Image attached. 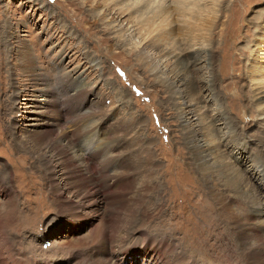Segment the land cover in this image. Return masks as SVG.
Returning a JSON list of instances; mask_svg holds the SVG:
<instances>
[{
    "label": "rangeland",
    "instance_id": "obj_1",
    "mask_svg": "<svg viewBox=\"0 0 264 264\" xmlns=\"http://www.w3.org/2000/svg\"><path fill=\"white\" fill-rule=\"evenodd\" d=\"M146 1L149 9L170 7L172 3V0ZM206 1L208 9L214 7L210 0ZM132 2L133 0H129L126 3L132 5ZM221 2L224 34L229 39L214 36V45L211 46H216V60H220V64L225 62L221 67L229 66L234 72L232 75L225 72L212 59L211 65L213 64L216 74L214 78L206 71L204 63L198 61L195 68L199 69L191 71L194 75V90L198 96L196 102L185 101L189 103L186 104L173 97L174 87L170 91L167 82L164 84L155 78L146 61L137 56V51L132 50L133 46L123 44L125 42L104 24L107 19L116 18L117 21L119 18L122 25L126 22L135 25L136 20L146 14L136 13L129 17L127 8L123 14L112 10L104 15V19L91 24L96 12V9H92L93 0L87 3L85 0H0V169L6 178L9 169L11 183L17 194V204L6 231L11 233L14 245L19 250L21 247L20 251L26 258L35 260L38 264H84L81 262H85L87 256H92L88 252L87 241H83L92 227L91 219L74 227L71 235L67 234L71 226L68 221H64L57 231L54 225L50 226L58 218V214L65 217V210L69 207V202L67 205L65 203L68 197L72 201L70 206L75 209L76 205L98 198L93 191L94 187L87 186L82 177H67L64 180L61 176L67 167H71L72 162L75 164L77 161L70 158L71 150L69 155L63 157L56 144L60 140L70 143L76 139L72 137L76 128L81 133L75 140L73 149L84 142V146L90 145L92 149L99 145H116L110 156L114 160L112 162L102 152L98 153L99 156H89L99 186L106 177L118 179L123 176L120 177V183L112 187L113 192L115 190L121 196L117 195L109 200H118L122 209H125L127 202H122V190L129 197L131 191L140 184L146 182L156 185L143 191L146 214L142 219V211L138 207L132 226L140 222L146 232L170 237L177 246L176 250L190 259L188 261L192 264H244L239 249L240 240L251 241L258 232L264 236V187L259 180L264 175L246 172L242 160L246 154L252 165L263 164L261 166L264 167V120L259 116L262 105L257 103L264 99L259 97L264 95V60L256 61L253 54L256 47L261 48L264 54V0ZM102 3L103 0L100 1ZM130 10L133 11L132 8ZM173 17L170 16L167 21L171 22L170 25L177 21ZM155 19V25L149 28L153 32L144 38L158 44L161 41L157 32L169 25H164L166 22H162L161 18ZM177 24L186 26L181 22ZM220 28L223 29L222 26ZM143 31L140 32L143 34ZM142 34L137 33V36L143 37ZM233 36L234 39L230 40ZM181 38L183 37L177 40L183 47L184 40ZM184 38L188 40L189 36ZM261 39L263 41L258 44ZM227 41L229 49L226 54L219 50V45ZM242 47H245L243 53ZM20 50H26L31 56V62L35 63L37 71L45 77L43 80L52 88V96L65 98L64 104L53 105L47 110L48 123L44 124L46 126L43 130L29 135L27 132L32 128L30 125L36 122L35 104H39L38 100L44 97L41 91H35L41 81L34 76L32 78L21 67ZM181 50L186 55L189 54L188 48ZM156 62L172 77L173 59L170 56L156 58ZM251 76L258 77L263 83L260 86L263 92L259 95H254L257 89L252 84ZM206 78L212 79V95L205 84ZM13 83L20 88L16 101L12 99ZM176 86H179V82ZM256 98L260 99L257 101ZM182 104L186 106L181 107ZM180 108H183L181 114L191 123V130L187 129L189 126L184 128L181 114H178ZM218 110H221L220 114H217ZM95 121H102V126L96 127L95 136L91 139L88 138L87 129L90 124H96ZM224 121L229 123L232 142L243 149L242 154L226 153L220 139ZM190 131L200 133L212 147V155L209 153L205 158L207 162L215 164L212 168H195L191 145L187 141V136L192 135ZM46 133L49 136L45 140L39 138ZM116 159L121 162L114 166ZM43 162H46L50 170L48 172L55 182H59V178L64 180L61 183L64 184L60 200L62 213L56 211L54 195L48 190V172ZM76 182L80 187L76 186ZM218 194L225 197L222 207L217 203ZM134 201L132 208L138 204L137 199ZM130 216L131 210H127L122 216L111 217L107 221L109 233L110 229L117 232L122 230ZM250 218L254 220L251 222ZM84 219L85 217L81 220ZM252 224V227L257 224L258 228H251ZM49 231L51 232L48 233ZM138 236L137 233L133 235L134 238ZM130 243L124 246L130 249L128 253L121 256L126 258L128 264L131 260L132 264L147 263L148 255L145 252L153 244L145 240H133L134 245ZM120 247L115 245L113 253L121 252L118 251ZM254 251V260H264V240ZM262 263L264 261L259 264ZM149 264L153 263L150 261ZM157 264H163V261H158Z\"/></svg>",
    "mask_w": 264,
    "mask_h": 264
},
{
    "label": "bare ground",
    "instance_id": "obj_2",
    "mask_svg": "<svg viewBox=\"0 0 264 264\" xmlns=\"http://www.w3.org/2000/svg\"><path fill=\"white\" fill-rule=\"evenodd\" d=\"M88 1H90V0H85L86 3ZM93 1H94V6L92 9H93V11L96 9V12H95L94 19L91 21V24L95 23L101 19H104V15L106 13H110L112 10H115L116 13H118V14H123V13H125V9L127 8L126 10H127V12L129 11V14H128L129 17L132 15L135 16L136 13H138L139 15L146 14L144 17L136 20L135 25L134 24L130 25V24H128V22H126L125 25H122L119 18L117 19V21H116V18L107 19L106 22L104 21V24L106 25V27H108L110 29V31L112 30V32L116 36H118L120 38V40L125 42V43L122 42L123 44L133 46L132 50L137 51L136 52L137 56L146 61V64L148 66H150V68L153 70L155 78L158 79L159 82H161V83L165 84L167 82L168 85L167 84L166 85L170 86V87H168L170 91H172V88L174 87L173 88L174 89L173 97L175 96L176 98H178V100L183 101L186 104H189V103L185 102V101H190V100L192 101L193 100L192 101L193 103L196 102L195 99L198 96L194 90L195 89L194 84H193V76L194 75L191 73V71L195 72V70L199 69V68H195V65L197 64V62L201 61L202 63H204L205 67L207 68L206 71L209 72L214 78H215L216 74L214 73V68L212 67L213 64L211 65L212 59L217 63V65L219 64L220 67L222 65H225V62L223 64H220V60L219 61L216 60V56H215L216 55V52H215L216 46H211L213 44V37L214 36L219 35L224 40L229 39L224 34V27H225L224 24L225 23L223 21L222 8L220 6V5H223L221 2L222 0H210V3H212L214 7L209 8V9L206 7V5H207L206 0H203V1L202 0H172L170 7L159 6V7L151 8V9H149V7L147 5L148 3L146 0H133L132 5L126 3L129 0H103L102 4H100L101 0H93ZM231 5H233V4H231ZM130 8H132L133 11H131ZM147 9H149V10H147ZM170 16H174L173 18H176V20H177L174 25H170V23H171L170 21L167 22ZM155 17L161 18L162 22H166L164 25H166V26L169 25L168 28H162L159 32H157V35L159 36V41H161V43H158V44L155 43L154 41L148 42V39L144 38V36L147 37L153 32L149 28L152 27L153 25H155V23H154L156 21ZM178 22L179 23L181 22V23H183L182 25L185 24L186 26H180L177 24ZM229 23H230V21H229ZM253 23H254V21H253ZM64 26H66V25H64ZM220 26H222L223 29H221ZM8 27H9V25H8ZM67 30H69V29L67 28ZM140 31H143V34ZM137 33L142 34L141 36H143V37L137 36ZM68 34L70 35V32ZM184 36H187V37L189 36V39L188 40L185 39ZM180 37H183L181 39L184 40L183 47H181V44L177 40ZM234 37L235 36L231 37L230 40H233ZM262 41H263V39L258 41V44H261ZM154 43H155V45H152ZM227 43H228V41L222 45H219V48H220L219 50L225 51L226 54L228 53V49H229L227 46ZM166 48H168V49H166ZM178 48H179V50H177ZM182 48H188L189 54L186 55V53H184V51L181 50ZM244 49H245V47L241 48L242 53L245 51ZM20 51H21L20 52L21 57H19V58H21V59L19 62H20L21 67L25 70V72L26 71L29 72L30 76L32 78L34 76L39 81H41L40 84H38V87H37V89H35V91H37V92L41 91L43 93L42 95L44 97V98H40V100H38L39 104L38 103L35 104V109H37V110L35 111L36 115H35L34 120L36 122L30 125L32 128L29 129V131L27 132V134L29 135V133H32V132L36 133V132L43 130V128L46 126V125L44 126V124L48 123V119L46 117L47 116V110H49V108L51 106L53 107V105L54 106H61L62 104L65 103L64 102L65 98H59V97H56V95L52 96V93H53L52 88H50V85L46 80H43L45 77L37 71V67H35V65H34L35 63L33 64L31 62V56L29 54H27L26 50H20ZM153 53H155V54L153 55ZM253 54L256 56V57L254 56V58H256V61H257V59H259L261 61L264 60V57H263L264 54H263V51L261 48L256 47ZM169 56H170V58L173 59L172 77L169 75V73L166 72V70H164L161 67L160 64H158V62H156V58L160 59V58L169 57ZM199 57H201V58H199ZM192 67H194V70L192 69ZM221 68H223V67H221ZM223 69L225 72L231 73V75L234 72L233 70H230L229 66H226ZM257 75H259V74H257ZM233 77H234V75H233ZM252 77H255V78H252ZM251 81H253L252 84H254L256 86L255 88L257 89L255 91L254 95L256 96V95H259L260 93H262L263 91L260 90V88H261L260 86L263 83L260 82V79H258V77H256V76H251ZM178 82H179V86H176L178 84ZM205 84H206V86L208 85V88H209L208 91L211 92V87L213 85L212 79L206 78ZM44 86H46V87L43 88ZM11 87L13 89L12 90V92H13L12 99H13V101H16L18 96H19V93H20L19 92L20 88L17 87L15 85V83H13V85ZM186 94H188L187 95L189 98L188 100L186 98ZM211 95H212V92H211ZM233 97L236 98V95H233ZM259 97L264 98V95L262 97L261 96H259ZM260 98H256L257 101ZM234 100H236V99H234ZM257 103H261L258 105H262L259 116L261 119L264 120V99L263 100L260 99V101ZM179 104H181V103H179ZM180 106L185 107L186 105L182 104ZM180 106H178V109ZM188 106H191V105H188ZM181 110H183V108H180V112L178 114L182 113ZM219 112H221V110H218L217 114H220ZM180 116H181V119H183L182 124L184 125V128H187V126H189L191 123L189 121H187V119L184 115L181 114ZM193 117H194V120H196V117L195 116H193ZM97 123H98V125H97ZM222 124L224 125L223 126L224 131L222 132V136L220 139H222V143L225 147L226 153L228 155H234V154L236 155L237 153L242 154L243 149L241 147H238V145L236 143H234V141L232 142V140H233V139H231V137H232V135H231L232 131L231 130L232 129H231V127H229V123L224 121V122H222ZM196 125H198V124H196ZM97 126L100 128L102 126V121H98V122H96V124H93V125L90 124L89 125V127L87 129V131L89 133L88 134L89 136L87 135L88 138L89 137L91 139L94 138L93 136H95ZM191 128H192V126H189L187 129L191 130ZM190 132H192V135L187 136V141L191 145L190 150H191V153H192V156L194 159L193 163L195 165V168L200 169V170H208V168H212L213 165L215 166V164H212L211 162H207L205 160V158L209 155V153L211 154L213 152V149L209 144H207L204 136H201L200 133L196 134V132H194V133H193V131H190ZM72 133H73L72 137H76V139H74L72 142L64 143V142H62V140L59 139L60 141L57 143L58 145L56 144V146H59L58 149L59 150L61 149L60 154L62 153L63 157H65V155L66 156L69 155L70 150H71L72 156L70 155V158L72 157L73 159H75V161H77V162H74L75 164H73V162L71 161L72 162L70 165L71 167L70 168L67 167V169H65L62 172L61 176L63 177V179L64 178L66 179L67 177L73 178L76 176L82 177L84 179V182L87 184V186H90L91 188L94 187L93 191L95 192V194H97L96 197H98V198L96 200L94 199L95 201L91 200L92 202L81 203L79 205H76L77 209H75L74 206L73 207L70 206V204L72 202V201H70V198L66 197L67 200L65 203L67 205V202H69V207H68V210H65L66 211L64 213L65 217L62 218V216H59L61 214H58V216H57L58 218H56V220L53 223H51L50 226L54 225V227H56V231H57V229L61 228V225L64 221H68V223L71 226L69 227V231L67 234L71 235L70 233H72L74 231V227H76V226L79 227V226L83 225L86 221H89L90 219L92 220V224H91L92 227H90L88 233L83 238V241H84V239L87 241V245L89 246L88 252L90 254H92V256H87L85 259V262L83 261L81 263H84V264H128V262L124 256L128 253V251L130 249H126L124 246L127 245L129 242H131L133 244V240H137V241H141V242H143L145 240L146 242L148 241L149 244H153V247L147 248V250L145 252L148 255L146 257L147 263H145V264H149L150 261L153 264H157L158 261H163V264H192L191 262L188 261L190 259H187V257L186 258L183 257V255H181L178 252V250H176L177 246H175V243L173 242L172 239L170 240V237H167L164 234L157 235L156 233L146 232V230H144L142 227V223H140V222H138L137 224L132 226V222L136 218L135 213H136V209L138 207L141 208L142 212L141 211L140 212H141V215L143 216L142 219H144V216L146 214L144 207H143L144 206L143 205V200H144L143 191L147 187H149V188H150V186L155 187L156 185H150L149 183H146V182L143 184H140L139 187H136L131 191L132 194L129 197H126V195H127L126 192L125 191L123 192V190H122V193H123L122 202H127L126 208L122 209V205H120L121 202H118V200L117 201H111L109 199H112V197L121 194V193L120 194L115 193L116 192L115 190L113 192L112 187H113V185L117 186V184L120 183L119 182L121 180L120 177H123V176H120V174H119L118 176H120V177L118 179H115V178L112 179L113 176L106 177L103 180L101 179L102 180L101 186H99L98 181L94 177V172L92 171V162H90L91 157H89V156L93 157L94 155L98 154L99 152H102L104 154V156H108L110 158V156L113 155V153H112L113 150L116 149L115 148L116 145H114V143H113V145H110V146L109 145L108 146H100V145L97 146L96 145L97 147H95V145H94L95 149H92V148H90V145L84 146V144H85V142H84L83 145H82V143L78 144L77 147L75 146L76 149H73V146L76 145L75 140L78 139L81 132L77 131V129L75 128V130ZM46 136H49V134L46 133L45 135H42V137L39 136V138L40 139L42 138L45 140ZM72 137H70V138L72 139ZM49 143H51V142H49ZM38 152L37 153L35 152V153L38 154ZM45 154L46 153H44V155ZM117 154H119V153H117ZM120 155L121 154H119V156ZM98 156H99V154H98ZM127 156H125V158ZM214 156H215V154H214ZM240 157H241V155H240ZM102 160H104V158ZM242 160L244 161V169L247 170L246 172L252 171V172H256V174L260 173L262 176L264 175V167L261 166L263 164H261L259 166H256L254 164L252 165L250 163V161L248 160V157L246 156V154H245V156L242 157ZM255 160L256 159H254V161ZM60 161H61V159H60ZM112 161H114V160L111 159L110 162H112ZM115 161L116 162L114 163L115 164L114 166H116L117 163L121 162L120 159H116ZM58 163H59V161H58ZM101 163H102V161H101ZM43 164H44L45 170H47V172L48 171L50 172V170L48 169V167L46 165V162H43ZM104 164L106 165L107 163H104ZM112 167H113V165H112ZM6 168H7V165H6ZM99 169H97V170H99ZM115 169H116V167H115ZM108 170H109V168H108ZM120 171L122 172L121 169H120ZM7 172H8V176L6 178V176L2 175V174H4V173H2V169H0V264H38L35 260L26 258L25 254L20 251L21 247H20V250L17 249V247L14 245V238H12L11 233L6 231L7 226L9 224L8 221L11 218V216L13 215L14 206H16V204H17V202H16L17 201L16 190L14 189V187L11 183L12 175L10 174L11 172L9 171V169L7 170ZM49 172L47 173V177L45 176L46 180H47L48 190H49V192L53 193V195H54L53 203H54V206L56 207V211L59 212L60 207H61L60 206V200H62L61 198L63 197L62 191H64L63 190L64 187H62V185H64V184L61 185L63 179L61 180V178H59L60 179L59 182H55L54 179L52 178V175H50ZM112 172H113V170H112ZM125 172H126V170H125ZM114 173H116V172H114ZM107 174H109V172ZM219 177H221V176H219ZM251 177H252V175H251ZM259 180L261 181V184L264 187V178L259 177ZM78 182H79V179H78ZM78 182H76V186L80 187L79 183H81V181L79 183ZM90 193H93V192H90ZM85 195H87V194L85 193ZM91 198L92 197H90V199ZM136 199H137L138 204L136 207L134 206L132 208V206L135 205L134 200H136ZM216 199L218 200L217 203L222 207V205H223L222 201H224V203H225L224 195L218 194ZM45 204H46V202H45ZM127 210H131V216L127 217V218H129V221H127L128 223L126 224V226L123 227L122 230H120L118 232L115 229H110V233H109L110 227L108 226L107 221L115 215L122 216L123 214H125L127 212ZM257 210L259 211L260 208H258ZM45 211L46 210H43V212H45ZM87 212L88 213L90 212L89 215H87L88 214ZM60 213H62V212L60 211ZM257 213L261 214L263 212H257ZM231 215H233V214H231ZM28 217L30 218V216H28ZM84 217H85V219L81 220ZM239 218H241V217H239ZM261 219L263 220V218H261ZM253 220L254 219H251V222ZM74 221H78L77 223H79L80 225H78ZM94 221H95V223H94ZM32 223L33 222L31 221L30 225H32ZM252 226H253V224L251 225V228H255L257 226V224L255 227H252ZM249 227H250V225H249ZM249 227H248V229H249ZM257 228L258 227H256V229ZM240 231H241V229H240ZM240 231L238 233V237L240 235ZM263 231H264V228H263ZM50 232L51 231H49L48 233H50ZM48 233L45 232V234H48ZM136 233L139 236L134 238L133 235ZM153 239H155V241H152ZM263 240H264V236L260 232H258L255 237H252L251 241H241L240 240L241 243L239 245V249H240V253H241L242 260H243L244 264H259L260 262L264 261L262 259L261 260L260 259L259 260L253 259L254 258L253 254L255 253L254 249L257 248L262 243ZM18 242H20V241H18ZM116 242H118V243L116 244ZM125 242H126V244H124ZM115 245L121 246L118 250L121 252H117L115 254L113 253V248ZM262 250H263V248H262ZM58 251L59 250H57V252ZM262 253L264 254V252H262ZM121 255H124V256H121ZM116 256H118V258ZM119 256H121V257H119ZM129 264H132V260L129 261Z\"/></svg>",
    "mask_w": 264,
    "mask_h": 264
}]
</instances>
